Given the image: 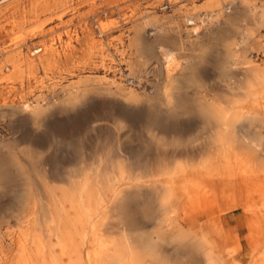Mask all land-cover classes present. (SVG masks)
<instances>
[{"label":"bare ground","instance_id":"6f19581e","mask_svg":"<svg viewBox=\"0 0 264 264\" xmlns=\"http://www.w3.org/2000/svg\"><path fill=\"white\" fill-rule=\"evenodd\" d=\"M213 1L204 5L213 6L206 15L209 24L229 14L232 4ZM197 19L204 22L201 15ZM186 21L192 32H199L194 17ZM42 58L26 55L0 64V110L15 111L34 121L58 105H81L80 98L91 81L106 83L105 92L110 94L113 82L89 73L69 79L56 96L48 95L54 66L50 67L49 57L40 70ZM160 59L166 83L153 105L192 114L188 119L198 118L210 132L198 142L173 140L164 145L158 133H183L190 124L163 122L151 115L145 126L158 133L141 149L132 151L118 137L105 134L93 142L87 162L80 157L75 165L65 167L62 158L54 157L51 163L55 166L50 169L38 168V161L10 148L0 159V182L23 181L25 195L22 209L12 217L14 222L12 218L0 220V264H196L198 259L202 264H240L235 258L241 250L238 227L247 228L246 238L258 255L264 220L245 217L264 211V147L261 139L244 133L236 138L229 130L235 126L243 130L259 120L264 123V69L252 61L235 59L230 67L242 74L236 82L224 85L219 93L199 90L193 98L176 99L174 75L191 60H181L165 47L160 49ZM186 79L194 82L192 76ZM116 87L123 90L128 103L123 106L136 110L134 92L119 84ZM66 124L59 122L65 140L71 138L66 135ZM78 146L82 148V143ZM31 177L39 185L37 191L28 189ZM50 177L65 185L52 186L46 180ZM201 216L209 217L200 224ZM233 219L237 225L229 227Z\"/></svg>","mask_w":264,"mask_h":264},{"label":"rangeland","instance_id":"374dc122","mask_svg":"<svg viewBox=\"0 0 264 264\" xmlns=\"http://www.w3.org/2000/svg\"><path fill=\"white\" fill-rule=\"evenodd\" d=\"M207 2L0 0V64H11L10 59L26 55L34 58L39 56L45 57L38 65L42 70L41 67L46 65L50 57L48 63L51 62L50 67L54 66V73L50 76L52 83L49 80L51 88L46 91L50 96H56L61 85L72 78L78 79L89 73L104 75L113 82L110 84V94H106V83L99 85L91 81L85 95L80 98L81 105L74 108L58 105L46 110L34 121L20 117L15 111L0 110V159L5 158L10 148H13L38 161V168L54 167L51 163L54 157L62 158L63 165L71 167L80 157L87 162L94 148L93 142L105 134L118 137L125 146L136 151L158 133L156 129L151 131L145 126L153 117L151 115L163 122L190 124L183 133H158L164 145L173 140L181 144L190 139H197L195 142H198L201 136L210 132L203 121L194 117L188 119V115L192 114L185 111L174 113L165 109V106L159 110L153 105L160 88L166 83L160 49L165 47L175 52L179 59L191 60L188 67L174 75L176 99L193 98L199 90L209 94L219 93L224 85L236 82L242 74L230 67L229 62L235 59L252 61L255 66L264 69V0H249V3L242 0H214V4H232L229 14L213 24H209L206 19L208 11L213 8L205 7ZM200 15L204 17V22L198 21ZM187 17H194V21H197L198 33L192 32ZM6 57L10 61H6ZM188 76H192L194 82H188ZM118 84L125 91L134 92L136 100L131 103L136 105V110L123 106V103H128L125 102L123 90L116 87ZM80 108V113H74L75 109ZM61 121L69 126L66 135L71 134V138L67 140L59 125ZM229 132L236 138L244 133L251 138L261 139V146L264 147V123L260 120L253 125H246L243 130L235 126ZM79 143H82V148L78 146ZM162 148L170 149L163 145ZM26 169H30L28 165ZM46 180L54 187L65 185L55 177ZM22 184L24 182L20 180L0 182V220L14 217L22 209L25 195ZM27 184L30 191L39 189L32 177ZM236 213L241 217L240 211ZM263 213L262 210L245 218L264 220ZM207 217L201 216L199 223H203ZM11 221L14 222V219ZM228 223L230 225V221ZM239 233L243 237L244 230L241 229ZM196 264L202 263L198 259Z\"/></svg>","mask_w":264,"mask_h":264},{"label":"crops","instance_id":"0c3cea01","mask_svg":"<svg viewBox=\"0 0 264 264\" xmlns=\"http://www.w3.org/2000/svg\"><path fill=\"white\" fill-rule=\"evenodd\" d=\"M241 217H242L241 219L244 218L243 214H241ZM237 222H238L237 219L231 220L229 227H235L237 225ZM261 227H260V229H261ZM262 228H264V227H262ZM241 229L244 230L243 237H241V235L239 233V231ZM237 232H238L239 237H240L241 250L235 255L236 260L240 264H264V255L260 254L264 250V241L260 242L259 249L257 252L258 255H255V252L253 251V246L251 245L249 240L246 238V236L248 235L247 228L246 227H238ZM259 232L261 234H263L264 230L263 231L260 230ZM214 263L218 264V261H215ZM227 263H228V261L226 262V264Z\"/></svg>","mask_w":264,"mask_h":264}]
</instances>
